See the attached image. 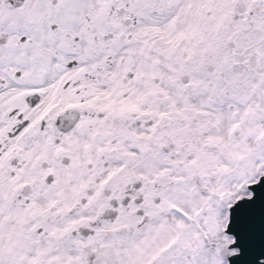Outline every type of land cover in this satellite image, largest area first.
<instances>
[{
	"label": "snow or ice",
	"instance_id": "6c2138e0",
	"mask_svg": "<svg viewBox=\"0 0 264 264\" xmlns=\"http://www.w3.org/2000/svg\"><path fill=\"white\" fill-rule=\"evenodd\" d=\"M0 264H264V0H0Z\"/></svg>",
	"mask_w": 264,
	"mask_h": 264
}]
</instances>
